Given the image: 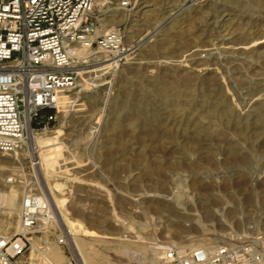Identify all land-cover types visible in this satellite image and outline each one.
Segmentation results:
<instances>
[{"label":"rangeland","instance_id":"obj_1","mask_svg":"<svg viewBox=\"0 0 264 264\" xmlns=\"http://www.w3.org/2000/svg\"><path fill=\"white\" fill-rule=\"evenodd\" d=\"M115 4L107 3L111 8L101 13L99 34L114 14L119 19L125 13V21L109 28L134 46L132 58L119 67L90 62L79 86L66 93L71 100L54 127L38 136L63 131L58 170L68 171L60 173L59 188L72 218L110 232H125V221L130 234L146 239L138 244L79 235L83 246L101 264H141L153 243L180 244L171 221L182 215L175 207L187 202L195 217L225 207L233 221L208 222L204 234L187 233V243L204 240L216 247L253 240L264 253V0H159L141 10L138 2L131 11ZM28 134L17 163L0 170V189L27 186L47 194L48 180L42 163L33 165L35 157L41 160ZM193 190L202 192L200 198L190 197ZM157 193L168 202L153 211ZM2 202L0 197L1 232L12 236L20 206L11 212ZM64 226L59 223V233L66 236ZM39 236L20 264H50ZM71 237L64 246L53 238L50 246L62 251V264H82L83 247ZM123 243L127 251L111 249Z\"/></svg>","mask_w":264,"mask_h":264},{"label":"built area","instance_id":"obj_2","mask_svg":"<svg viewBox=\"0 0 264 264\" xmlns=\"http://www.w3.org/2000/svg\"><path fill=\"white\" fill-rule=\"evenodd\" d=\"M112 0H0V152L20 150L28 133L52 129L62 109V95L79 86L90 62L112 67L126 64L135 51L119 30L99 34L101 13ZM131 11L139 0H115ZM109 8H111L109 6ZM106 7V10L109 9ZM93 50L79 55L75 46ZM33 165H40L34 158ZM16 181L11 178L10 182ZM0 264H20L40 235L39 250L48 251L59 233L55 209L47 194L28 189L18 212L20 231L1 232ZM62 224V223H60ZM67 232V231H66ZM264 253L253 240L216 247L164 245L159 264H263ZM64 264H77L69 259Z\"/></svg>","mask_w":264,"mask_h":264},{"label":"bare ground","instance_id":"obj_3","mask_svg":"<svg viewBox=\"0 0 264 264\" xmlns=\"http://www.w3.org/2000/svg\"><path fill=\"white\" fill-rule=\"evenodd\" d=\"M158 1L159 0H140L139 1V7H140L139 9L141 10L143 8H146V7H149L152 5H156L158 3ZM148 11L151 13L153 11L154 12L157 11V9L147 10V11H145L144 15H148V14H146V12H148ZM145 17H147V16H145ZM126 19H127V15L125 13H123L119 19H117V16L114 14L113 18L109 19V21L106 24H104L105 30L104 29L103 30L108 32V31H110L109 27L113 26L117 22H123ZM156 24H157V22H156ZM156 28H158V29L161 28V25L158 24L156 26ZM73 46H75L76 51L79 55H86V56L90 55L91 56L94 54V53H91L93 50L86 49V48H80L77 45H73ZM158 48H160V47H158ZM164 51H165V49H164ZM70 100H71V98L66 93H63V95H62V106L63 105H64L63 107L67 106L69 104ZM64 110L66 112V109H64ZM62 135H63V131L58 130L56 133V136H54V137H51V136L50 137H45V136L43 137V136H38L34 133H31V138H32V144H33L34 148L37 149L38 155H39L40 160H41V162L39 161V163H42V169L44 170L46 180H48L49 192H47V195L49 196L50 201H51V203L55 209L58 220L60 221V223L65 225L66 228L68 227L67 231H68V234L70 236L72 235V237H71L72 240L77 241L83 247V249H82L83 251L81 250L82 254L80 252V255L82 256V264H101V262L97 257L93 256V254H94V253L92 254L93 250L91 251L90 249H87L83 246V240L79 235H85V237L88 236V237H92V238L107 237V238H113V239H117V240H121V241L131 240V241L138 243V244L144 243L146 237L142 236L141 234H137V235L130 234L131 230H132V228H131L132 226L127 224V222L125 223V221L123 222V224L126 227L125 232H121V231L110 232V231H108V229L96 230V229H92V228H86L76 218H72L69 215V213L65 207V203L67 202V200L65 197H63L61 195V191H63L62 190L63 188H59L61 181H62L61 179L64 178V176H62V174H65V172L68 171V169L64 170V172L63 171L61 172L58 170L62 167L61 164L59 165V162L62 158L61 149H60V139H61ZM64 160L67 161L66 158H64ZM17 161H18L17 151L16 152H9V153H1L0 152V170H3L7 163L16 164ZM19 162H20V160H19ZM18 167L22 168L20 165ZM15 170H16V168H15ZM60 173H62V174L60 175ZM55 180H59V182L52 183V181L54 182ZM72 180L73 179H71V178H66L65 182L66 183L72 182ZM215 184L219 185V182H217L215 180ZM3 186L4 187L0 189V197L2 198L4 204H6L12 212L17 207L21 206V201H22L23 197L25 196L26 192L28 191V187L26 186L24 191L23 190L21 191L18 188H14V187H11V186H8L5 184ZM164 192H162V194H164ZM199 192L200 191H198V190L197 191L193 190L190 197L191 198H193V197L200 198V195L202 194V192H201V194ZM166 193H167V196L172 194L171 192L170 193L166 192ZM167 199H168V197H166V195H161V194L159 195L157 193L151 199V202H152L151 209H153V211H154V210H160V209L164 208L165 206H164L163 202H164V200L166 201ZM167 202L168 201H166L165 203H167ZM188 205L189 204L187 202L183 203V204L179 203V206L175 207L176 210H178V211L180 210L181 214H182V215L178 216L177 218H174L171 221L176 226L175 227L176 230L174 232L175 236L180 238L181 241L179 243L181 245L183 243H185V244H183V246H192V247L193 246H209V244H207L208 242L206 243V242H204V240H200L201 242L199 241V242L187 243V241H189L191 239L187 233H189L191 231H195L197 233H199V232L203 233L205 231H208L209 230L208 222L217 221V222L221 223L223 221V219L226 221H229L227 218V213H229V212L226 211L225 207H218L217 210L204 211L205 213H204L203 219H202L201 217H195V214L193 215V213L191 214L190 212L194 211L195 209L192 207H189ZM203 208L204 207H202V209ZM198 212H197L198 214H200V213L203 214V210H201V209L198 210ZM216 212L220 213V217H216V215H215ZM231 222L233 223V221H231ZM231 222H230V224H231ZM164 223L167 226H169V224H170L169 222L167 223V221L166 222L164 221ZM117 224L119 225V224H121V222H117ZM19 231H20V225L18 223L17 232H19ZM128 245L129 244H127V243H123L122 245L116 246V247L111 248V249L115 250L116 252H125L128 250V247H129ZM163 248H164V245H159L158 243H153L152 249H150L140 259V263L141 264H157L158 261L162 257L161 253H163ZM43 255L45 256L47 261H49L50 264H62L63 261L65 260V256L63 255L62 251L57 249L55 246L50 247L48 249V251H44Z\"/></svg>","mask_w":264,"mask_h":264}]
</instances>
